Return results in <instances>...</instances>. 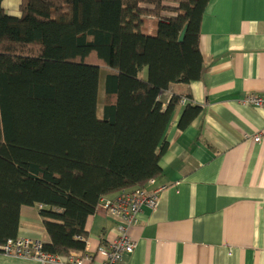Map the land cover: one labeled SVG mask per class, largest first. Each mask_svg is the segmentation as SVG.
I'll return each mask as SVG.
<instances>
[{"label":"trees","instance_id":"16d2710c","mask_svg":"<svg viewBox=\"0 0 264 264\" xmlns=\"http://www.w3.org/2000/svg\"><path fill=\"white\" fill-rule=\"evenodd\" d=\"M4 1L0 246L18 237L23 208L38 206L44 250L80 254L101 198L161 175L172 114L203 75L210 0H21L19 15ZM171 85L177 90L165 104ZM201 111L187 103L179 126Z\"/></svg>","mask_w":264,"mask_h":264},{"label":"crops","instance_id":"0c3cea01","mask_svg":"<svg viewBox=\"0 0 264 264\" xmlns=\"http://www.w3.org/2000/svg\"><path fill=\"white\" fill-rule=\"evenodd\" d=\"M10 1L14 9L20 3ZM4 7L20 14L7 0ZM200 49L203 75L187 85L192 99L174 110L162 173L147 185L168 189L157 208L139 213L130 230L137 246L121 264H264V108L244 102L264 93V0H210ZM176 90L162 93L165 104ZM191 101L202 111L181 128ZM21 220L19 237L48 239L38 206H25ZM87 230L93 252L117 233L101 212ZM0 264L40 263L0 251Z\"/></svg>","mask_w":264,"mask_h":264},{"label":"built area","instance_id":"2783aa9c","mask_svg":"<svg viewBox=\"0 0 264 264\" xmlns=\"http://www.w3.org/2000/svg\"><path fill=\"white\" fill-rule=\"evenodd\" d=\"M186 99H183L185 102ZM246 104L264 108V93H248L245 95ZM255 141H261L262 133L253 136ZM156 178L148 181L147 185H154ZM135 187L121 191L114 197L100 199L97 212L111 218L115 222L116 236L111 238L108 246H101L96 252L89 249L88 241L82 253L69 255L55 254L44 250V242L30 237L9 239L0 246V251L6 255L30 258L40 264H121L126 256L134 252L137 241L131 236L130 230L137 222L143 208L154 210L161 202L168 184L156 185L152 189Z\"/></svg>","mask_w":264,"mask_h":264},{"label":"rangeland","instance_id":"374dc122","mask_svg":"<svg viewBox=\"0 0 264 264\" xmlns=\"http://www.w3.org/2000/svg\"><path fill=\"white\" fill-rule=\"evenodd\" d=\"M20 2H21V0H20ZM7 3L10 4V8L11 9L15 10L17 8L19 10L20 3H18L19 5L17 4L18 7L16 6L15 9H14L13 3L10 0H7ZM107 69L108 68H103V71L105 72V71H107ZM103 71H102V73H103ZM102 73L100 75L98 87L96 89L97 92H96V98H95V103H94L95 109L97 110L96 112H97L98 116H101L102 115L103 103H104V91H103V87H102V82H103ZM173 93H174V91H172L170 93L169 97L172 96Z\"/></svg>","mask_w":264,"mask_h":264},{"label":"water","instance_id":"95a60500","mask_svg":"<svg viewBox=\"0 0 264 264\" xmlns=\"http://www.w3.org/2000/svg\"><path fill=\"white\" fill-rule=\"evenodd\" d=\"M185 30L182 32L181 37H180V40H183V37H184V34H185Z\"/></svg>","mask_w":264,"mask_h":264}]
</instances>
